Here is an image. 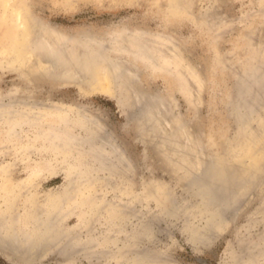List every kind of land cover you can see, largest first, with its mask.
<instances>
[{
  "label": "bare ground",
  "instance_id": "obj_1",
  "mask_svg": "<svg viewBox=\"0 0 264 264\" xmlns=\"http://www.w3.org/2000/svg\"><path fill=\"white\" fill-rule=\"evenodd\" d=\"M62 1L65 8L74 10V4L77 0ZM39 2L41 0H5L0 6V17L7 21V26H9V32H7L9 45H5V42L0 39V69L11 70L19 79L31 86V89L28 91L24 87H16L14 88L15 90H10L7 94L13 100L9 104L2 103L3 94L0 92V154L5 151V148H9L11 144L16 145L17 141H20L23 137L27 136V139L31 138V140H34L36 136H41L44 142L43 145L54 148L61 156L70 153L72 155L80 154L82 158L87 156L89 158L87 160L96 163L97 169L106 170L110 174L116 175L118 180L120 179V181L125 182V184H122L127 186L128 190L126 192L131 196L130 200L127 201L129 205H125L130 206L131 201L135 203L134 198L137 200L136 192L133 191L132 187L134 186L135 179L133 177L137 172V165L126 155L125 148L122 147L121 149V146L118 148L116 146L119 145L118 143L114 145V135L108 131L106 133L107 128L106 126L104 127L101 117L99 118L93 113H86L78 109L79 107L75 108V104H68L62 100L49 101L48 103L40 102L35 94L36 84L42 79L50 82L56 81L59 85L72 84L77 86L78 90L81 91L85 83L96 85L100 80L106 78L109 84L104 89L111 91V96L117 101L124 115H126L125 111L128 105L133 108L134 112L127 116L130 115L131 119L129 120L134 121L138 138L155 145L166 166L169 168L170 176L173 178V184L172 182H162L154 177L144 179V197L156 198L162 213L167 214L177 210V213L179 211L188 213V228L191 230L193 238H202L206 239V241L213 238L215 233L220 231L224 226L227 227L230 220L233 221L235 218L236 213L242 210L249 202L250 194H252V189L255 187L253 185L250 190L251 185L255 184L256 172H259V176L261 175L260 172L263 171L259 164L261 161L260 157H257L256 152L260 151L259 153L263 155L264 144L257 147L245 144L246 141H257L264 136V66L261 63L262 60L257 59L258 57L256 56V58L250 60L249 66L246 68H242L239 65H231L234 71V78H236L235 83H237V86H234L237 88L235 93L233 92V98H231L230 94V98L232 99L230 108L235 113L236 132L238 135H241L240 138L237 137L241 141H238L239 145H237L236 149L239 150L237 152L236 150H229L230 152H223L224 156L217 152L219 151L217 147L212 151L209 150L210 148L203 141L205 133L202 127L196 128L193 134L192 132L189 134L192 128L191 121L194 117L190 120L182 113H179L177 99L172 93L161 91L150 92L146 87L140 86V82H142L141 69H147L151 73H166L175 79L178 89L186 97L190 106L193 108L197 107L200 88L194 86L196 90L193 88L192 90L189 78L192 77L196 82V86H200L202 84V75L200 76V72L187 62L186 57L178 51L175 44V48L172 46L174 48L173 55L169 56L167 55L168 53H164L161 47L162 44H167L165 43L168 41L166 34L160 32L155 34L150 33L152 36L144 39L147 34L142 38L143 33H139V30L129 31L124 27L114 28L101 34L82 28L69 29L41 15L38 11ZM179 3L172 4L174 11L183 12L185 13L184 15H187L186 17L192 16L186 10L187 7L185 8L184 5L182 6ZM192 17L195 18V16ZM217 35L219 37V34ZM148 41L151 43H148ZM157 44H161V47L157 46ZM230 59L229 61H232L231 57ZM193 82L192 84L194 85L195 82ZM40 108H43V110ZM164 108L168 110L167 114L164 112ZM163 113L165 114L163 115ZM73 114L75 115L72 116ZM75 125L84 128L85 132H82V134L76 132L72 128ZM28 130L31 133L24 132ZM102 135L108 136L106 139L108 142L102 141ZM232 136L234 135L232 134ZM26 144L28 145L29 142ZM247 152L255 154L250 167L246 166V168L248 167V171L251 168L254 169L253 173L251 172L253 175L247 174L245 172L247 171L246 168H242L243 165L241 167L238 166L241 163L236 164V167L233 168H230L232 167L231 165L228 166L230 162H239V157ZM84 154L86 156L83 157L82 155ZM63 157L65 156L63 155ZM82 160L86 161L85 158H80L79 164L73 166L72 171L70 170L71 172L68 171L67 179L73 178L82 184H85L90 179L89 176L91 175H88L86 165L83 162L80 163ZM2 164V161H0V254L6 260L13 264H19V262L20 264H28L30 260H34L37 256L47 254L52 250L67 252L68 242H72L74 245L89 243L87 239L78 237L76 230L79 232H89L91 229L90 224L92 220L94 221L93 215L89 217L80 215L75 227H73V235L69 234L70 231L67 229V226L65 228L61 224L62 219L66 215L60 218L61 213L58 210L61 208L60 205L61 203L63 204L62 201L65 200L67 194L63 197H52L51 195H46L45 198L44 196L41 197L44 198V203L50 198L53 202H56L49 210L46 207L42 209L43 202L32 201L28 197L32 201V204L30 209L29 207L25 208V212L31 217L28 219V223L33 224L34 232L29 234L24 231L25 233H22L19 228L21 222L19 209L22 202L19 203L17 198L18 195L22 196L23 194H18V191H14L13 189L24 183L19 182L17 186H13L10 183L11 176L3 171ZM242 164L244 163L242 162ZM245 173L247 177H249V174L250 177H255L251 185L247 181ZM91 178L93 180L94 178L96 179L95 176H91ZM238 180L241 186H238V183L236 184ZM245 180L249 184L247 182L240 184V182L244 183ZM74 182H72L73 185L75 184ZM174 184H180L184 189L191 191L199 198V200L197 199V203L185 199L182 201L179 199L177 202L173 190ZM25 186H27L26 183ZM247 186H250V188ZM122 188L123 190L126 189L124 186ZM260 191L257 190L258 193ZM141 194H138V196ZM88 197L86 193L78 204L80 205L84 201L87 202L88 199L91 201L93 198L92 196L91 198ZM69 199L66 198V200ZM38 200L40 199L38 198ZM105 201L102 200L100 205L97 204L100 208V214L102 213L100 212L102 208H108V210L115 212L114 214L116 215L122 213L121 211L124 208L117 207L119 204L116 206L115 203L112 204ZM67 203L66 205H69ZM78 204H76L77 207ZM122 207L125 206L123 205ZM66 208L64 211H68L69 213V210ZM96 212L97 209L95 208L94 213ZM126 212L124 213L125 216L121 214L119 218L128 220L131 216V211L127 210ZM70 213L72 214V212ZM198 217L204 218V223H197L195 218ZM143 220L141 228L137 229V231L135 230L133 233H129L125 244L115 252V256L122 258L125 264H150V262H153L149 259L152 254L147 249L146 251L139 250L140 252H137V248L140 249L139 246H141L136 241L139 235H154L153 217H144ZM69 235L71 236V241H69ZM114 236L112 237L113 240H117L116 235ZM135 243L138 245L135 249L137 253L129 256L126 247L129 248ZM91 246L94 245L91 244ZM152 257L151 259L153 260ZM16 258L17 260L19 259V262L16 261ZM154 258L157 257L154 256ZM159 258L161 259V257ZM159 258L154 261H157Z\"/></svg>",
  "mask_w": 264,
  "mask_h": 264
},
{
  "label": "rangeland",
  "instance_id": "obj_2",
  "mask_svg": "<svg viewBox=\"0 0 264 264\" xmlns=\"http://www.w3.org/2000/svg\"><path fill=\"white\" fill-rule=\"evenodd\" d=\"M4 1H0V6ZM177 2H180L179 4L184 5L185 8L187 7L188 13L195 16V18L192 16L186 17L185 13L174 11L172 4ZM38 5V11L41 15L69 29L82 28L101 34L114 28L124 27L129 31L139 30V33H143L142 38L147 34L148 36L146 35L144 39L152 36L153 33L166 34L168 41L165 43L167 44H162V47L161 44H157V46L161 47L164 53H168L167 55L169 56L174 54L173 50L176 47L186 57L187 62L200 72V76L202 75V84L200 86H196V82L192 77L189 78L191 89L196 90L195 87H199L201 91L198 90L199 102L196 105L197 107L193 108L190 106L186 97L178 89L175 79L166 73H151L143 68L141 69L142 82H140V86L146 87L150 92L172 93L177 99L179 113H182L190 120L194 117L191 121L192 128L189 134L191 132L193 134L196 128L202 127L205 133L203 141L206 142L208 148H210L209 150L212 151L217 147L219 150L217 152L224 156L225 152L232 150L237 152L239 150L236 148L239 145L238 141H241L238 140L241 135L236 132V116L232 108H230L231 98L234 97L233 95L237 88L236 78H234V71L231 65L234 64L246 68L249 66L250 60L257 56V59L262 60L260 61L264 66V0H77L74 4V10L65 8L62 0H41ZM7 32H9L7 21L0 17V39L5 42V45H9ZM217 34H219V37ZM148 43L151 42L148 41ZM172 46L175 47L173 48ZM250 46L253 47L251 48ZM230 57L232 61H229L231 60ZM244 61L247 63L245 64ZM192 80L195 82L194 85ZM100 81L96 85L85 83L80 91L77 86L72 84L59 85L56 81L50 82L42 79L36 84L35 94L40 102L48 103L49 101L62 100L68 104H75V108L79 107L78 109L86 113H93L95 116L101 117L104 127L106 126L107 128L106 133L108 131L114 135V145L118 143L119 145H116L118 148L120 146L121 149L122 147L125 148L126 155L137 165V172L133 177L135 179L134 186L132 187L133 191L136 192L137 200L134 198L135 203L131 201L130 206L132 205L133 209L130 206H126L129 205L127 201L130 200L131 196L126 192L128 189L126 185H123L125 182L118 180L116 175L110 174L106 170L97 169L96 163L87 160L89 158L86 154L82 155L83 157L86 156L84 157L86 161L82 160L80 163L83 162L88 169V175L95 176L96 179L94 178L93 180L89 176L90 179L85 184H82L76 179H67L66 177L72 171L73 166L79 164V159H84L80 157V154H63L65 156L63 157L54 148L43 145L44 142L41 136H36L34 140H31V138L27 139L28 137L26 136L17 141L16 145H9L10 147L5 148V151L0 154V161L3 163V171L11 176L10 183L13 186H17L19 182L24 183L13 189L18 191V194H23L22 196L18 195L17 198L19 203L22 202L19 209L21 219L19 228L22 233L27 232L30 234L34 232L33 224L28 223V219L31 217L25 212V208H31L32 201L43 202L41 207H43L42 209L46 207L47 210L56 203L51 198L44 203L46 195L63 197L67 194L65 200L62 201L65 204L61 203V208L58 211L61 214L63 213V215L60 214V218L66 215L62 219L61 224L65 228L67 226L70 235L74 234L73 227H75L80 215L83 217L93 215L94 217V221L92 220L90 224L91 229L89 232L76 230L78 237L87 239L89 243L80 244V247L79 244L74 245L72 242H68L67 252L52 250L47 254L37 256L34 260H30L28 264H125L122 258L115 256L116 250H119L125 244L129 233L141 228L144 217L151 216L154 219V235L146 236L145 234H140L136 240L137 244L141 245L139 246L140 249L137 248L138 245L136 243L129 248L126 247L129 256L147 249L153 255V257L152 255L149 257L150 261H153L150 264H157L158 262V264H264V184L262 185L264 183V173H262L264 171V154L259 153L260 151L256 152L257 157H260L261 161L259 164L261 170H263L259 176V172H256V180L254 176L250 177L254 169L251 168V170L249 168L251 171L247 169L253 162L254 153L247 152L239 157L238 160L241 162L236 161L237 163H234V161L228 164V166H232L230 168L236 167V164L239 163L241 164L238 166L241 167L243 165L242 168L248 166L246 168L247 171H245L247 174L250 173L249 177L245 173L247 181L251 185L255 180V184L253 183L251 188L247 186L251 190L253 185H255L252 189L255 193L253 194L250 191L252 192L250 194L251 199L249 197V202L251 203L248 202L247 206L245 205L242 210L238 211L233 221L230 220L227 224V227L224 226L215 233L213 238L207 239L208 242L202 238L195 239L188 228V213L182 211L177 213L178 210L174 211L175 213H162L156 198L144 197V181L146 179L154 177L162 182H172L173 184V178L170 176L169 168L155 145L138 138L134 121L129 120L131 119L130 115L127 116L134 112L133 108L128 105L125 111L126 115H124L117 101L111 96V91L104 89L109 84L108 80L104 78ZM99 85L102 87L97 88ZM16 87H24L27 91L31 89L30 85L19 79L11 70L0 69V92L3 94V104H9L13 100L8 97L7 93L10 90H15L14 88ZM165 101L164 103H166ZM40 109L43 110V108ZM167 111L164 108L166 114ZM72 128L80 134L85 132V129L78 125L72 126ZM24 132L31 133L29 130ZM107 137L102 135V141L108 142L106 140ZM27 142H29L28 145L26 144ZM263 142L264 136L257 141H246L245 144L257 147L264 144ZM217 143L220 144L217 145ZM240 143L242 144V142ZM87 161L88 163H86ZM73 181H75V186L72 184ZM247 181L245 180L244 183L240 182V184H245ZM238 182L239 180L236 181V184ZM25 183L30 189L25 186ZM259 183H261L260 188ZM122 185L126 188L125 190H123ZM238 186L241 185L238 183ZM173 190L177 202L179 199L180 201L185 199L195 203L199 200L191 191L184 189L180 184H174ZM257 190L262 191L258 193ZM86 193L87 197L90 196L88 198L92 196L95 199L92 198L93 200L91 199V201L88 199L87 202L84 201V203L79 205L78 203L82 200V196ZM137 193L143 194L138 196ZM254 195L257 196L255 197ZM43 196L44 198H41ZM66 198L70 199L66 200ZM102 200H106L105 202L107 203H115L116 206L119 204L117 207L124 208L123 211L119 210L122 213L116 215L114 214L115 212L108 210V208H102L100 210L102 213L100 214V208L97 204L100 205ZM125 201L126 203H124ZM66 203L69 205H66ZM75 203L78 204V207ZM23 204L26 205L24 206ZM123 205L125 207H122ZM65 208L69 210V213L64 211ZM95 208L97 209L96 213H94ZM127 210L131 211L130 218L128 220L119 218L121 214L127 213ZM109 213L111 214L109 215ZM106 214L107 216H105ZM203 220L205 219L202 217L195 218V221L200 224L204 223ZM70 235L69 241H71ZM114 235H116L118 241L113 240L112 237H115ZM91 244L95 247L91 246ZM136 248L138 251L135 250ZM98 249L101 250L99 251ZM154 256L157 258L161 257V259L154 261L157 259ZM16 261L19 262V259L17 260L16 258ZM0 264L13 263L0 254Z\"/></svg>",
  "mask_w": 264,
  "mask_h": 264
}]
</instances>
